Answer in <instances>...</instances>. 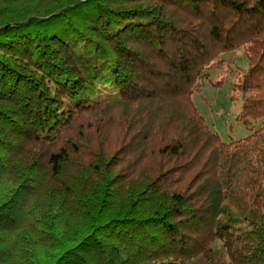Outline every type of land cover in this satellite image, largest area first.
Returning <instances> with one entry per match:
<instances>
[{"label": "trees", "instance_id": "trees-1", "mask_svg": "<svg viewBox=\"0 0 264 264\" xmlns=\"http://www.w3.org/2000/svg\"><path fill=\"white\" fill-rule=\"evenodd\" d=\"M0 264H264V0H0Z\"/></svg>", "mask_w": 264, "mask_h": 264}, {"label": "rangeland", "instance_id": "rangeland-1", "mask_svg": "<svg viewBox=\"0 0 264 264\" xmlns=\"http://www.w3.org/2000/svg\"><path fill=\"white\" fill-rule=\"evenodd\" d=\"M247 69L248 62L241 50L223 54L198 80L200 93L192 94L210 130L225 142L245 137L258 128L257 124L251 128L237 120L241 105L238 86Z\"/></svg>", "mask_w": 264, "mask_h": 264}]
</instances>
